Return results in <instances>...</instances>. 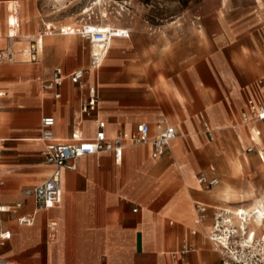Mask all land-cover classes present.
<instances>
[{"label":"crops","instance_id":"1","mask_svg":"<svg viewBox=\"0 0 264 264\" xmlns=\"http://www.w3.org/2000/svg\"><path fill=\"white\" fill-rule=\"evenodd\" d=\"M10 1L0 0V47L11 30L8 20L17 18L19 26L13 61L0 64V202L21 206L1 215L10 238L0 255L10 264H219L206 237L214 210H250L251 200L239 201L254 196L257 173L264 179V120L242 125L241 119L249 100L264 106V0H198L193 14L185 10L160 26L138 18L119 27L128 37H114L100 66L84 77L97 87L96 114L105 122L106 137L141 122L153 135L160 119L178 136L158 158L145 143L126 146L119 160L111 151L77 159L74 170L62 173L60 204L39 210L21 190L52 170L41 155L40 119L53 116L59 140H69L73 131L89 139L97 129L93 119L81 117L83 91L67 77L88 68L94 44L87 40L85 54L80 46L86 39L69 26L73 32L62 37L43 36L38 60L30 61L25 47L17 54L14 44L19 30L26 33L19 19L35 23L36 13L19 0L21 17L18 6L13 17ZM56 66L66 75L58 98L42 89ZM204 124L214 130L212 139ZM201 173L218 183L200 185ZM196 203L206 206L199 223ZM31 213L33 225H17L18 215ZM51 221L57 225L53 239Z\"/></svg>","mask_w":264,"mask_h":264},{"label":"built area","instance_id":"2","mask_svg":"<svg viewBox=\"0 0 264 264\" xmlns=\"http://www.w3.org/2000/svg\"><path fill=\"white\" fill-rule=\"evenodd\" d=\"M15 14L16 11L14 10ZM16 15V14H15ZM19 26L17 18L11 22L8 20V27L15 30ZM56 28L44 26L40 34L50 36ZM59 33L64 32L63 28L58 29ZM82 38L96 44L97 50L90 53L88 68H79L70 72L67 77L70 81L83 91L79 101V112L82 118L93 119L96 125V132L92 138L84 139L77 131L71 133L69 140L57 139L52 131L54 125L53 116H44L40 119L39 140L43 143L41 155L44 162L52 166L48 177L41 183L25 187L21 193L32 198L35 210L51 209L61 202L62 197V173L67 170H74L77 159L111 151L115 160L121 158L123 149L129 145H141L149 143L151 145V157L158 158L164 155L170 147V142L178 135L175 127L169 124L166 119H160L156 132L150 134L148 123H138L129 132L119 131L112 138H107L104 132L105 122L96 114L99 95L95 85L88 84L84 77L89 69H96L100 66L109 46V42L114 37H128L127 29L108 27L104 30L95 29L94 26L82 25L76 31ZM15 35H6L5 47H0V64L6 61H13L12 42ZM31 61H37V43L35 39L31 42ZM66 75L60 66L52 69L50 78L42 82V89L50 92L55 98L60 97L61 87ZM264 81V76H263ZM0 91V98L3 96ZM247 110L242 111V125L253 124L264 120V106L249 100ZM2 103L0 101V109ZM237 125L231 126L235 130ZM204 131L213 138V129L204 124ZM259 134V131H256ZM250 143L255 142L252 133L249 135ZM252 145L247 147V151H252ZM262 158V157H261ZM264 164V159H262ZM197 182L205 187H211L218 183L217 178H208L201 173ZM1 184V180H0ZM21 206L20 202L12 205L0 202V248L10 238V232L2 227L1 215L17 210ZM206 214V206L202 203L195 204L194 222H202ZM17 225L31 226L34 223V213L18 215L15 218ZM50 238H54L57 231L56 222L51 221L47 225ZM206 237L211 242L212 247L220 255L219 264H264V231L259 235L251 227L250 215L241 214L239 210L215 209L211 218V224L206 231ZM0 264H10L8 260L0 255Z\"/></svg>","mask_w":264,"mask_h":264},{"label":"rangeland","instance_id":"3","mask_svg":"<svg viewBox=\"0 0 264 264\" xmlns=\"http://www.w3.org/2000/svg\"><path fill=\"white\" fill-rule=\"evenodd\" d=\"M197 1L198 0H26L28 6L25 9L28 11L33 9L37 18L35 23L34 20L22 22V20H20L22 18L19 19L20 28H24L26 33L19 30V36L14 44L15 51L17 54H21L18 52L19 49L28 45V42H33L38 33L43 32L45 24L56 25V30L52 35H57L59 37L63 35L59 33L58 29L59 27L65 26V24L78 30L82 25L94 26L95 29L104 30L108 27L119 28L132 26L135 22L139 21L138 18H145L146 21L149 22L147 26L154 28L160 26L174 16L182 15L185 10L189 9L190 14H193ZM3 5L6 14L7 4L4 3ZM9 5L10 9L13 11H17L18 6V14L19 17H21L22 7L19 0H11ZM14 16L16 15H13V17ZM25 34H28L29 38L23 40L21 36L24 35L25 37ZM74 36L80 37L77 33ZM112 42L111 40L110 43L112 44ZM81 47L86 54L90 50V43L84 40L80 49ZM261 168L263 173L264 169L262 166ZM253 181L254 182L251 183V189L254 196L252 197L251 194L250 198L241 199L239 201L240 203H243V200H252L254 197L261 198L264 195L263 176L257 173ZM235 205L239 204L237 203ZM225 207H228V205ZM251 224L254 230H259L264 227V220L262 222H251Z\"/></svg>","mask_w":264,"mask_h":264},{"label":"bare ground","instance_id":"4","mask_svg":"<svg viewBox=\"0 0 264 264\" xmlns=\"http://www.w3.org/2000/svg\"><path fill=\"white\" fill-rule=\"evenodd\" d=\"M98 1H100V0H98ZM46 26H48V27H54V28H56V26L55 25H52V24H45ZM18 28V27H17ZM17 28L15 29V30H10L9 31V34H11V35H15V37H16V31H17ZM60 28H63V30H64V32L62 33V34H66V33H68V32H73V30L72 29H70L69 28V26H63V27H59V29ZM106 29V28H105ZM8 35V34H7ZM6 36V35H5ZM43 36L44 35H42V34H40V33H38V35L36 36V38H35V41H36V43H37V47H38V50H39V48L41 47V43H42V47H43V44H44V38H43ZM15 37H14V39H13V42H12V46H13V43H14V41H15ZM43 38V39H42ZM112 40V39H111ZM113 41V40H112ZM5 42V37H3V43ZM111 42V41H110ZM110 42H109V45H110ZM41 47V48H42ZM109 47V46H108ZM93 48L95 49H93V51H96L97 50V46H96V44H94L93 45ZM31 42L29 43V45L27 46V45H25V48H23L22 49V51L24 52V53H27L26 55H28V59L31 61V56H32V54H31ZM12 51H13V49H12ZM40 51V50H39ZM39 51H38V53H39ZM14 57V56H13ZM171 144V143H170ZM240 165L241 164H239V163H237L236 164V170H239L240 169ZM263 203H264V195L261 197V198H254V199H252L251 201H250V204L252 205V208L250 209V210H248L247 208H242V209H239V208H237L236 210H239V213L241 214V216H242V214H249L250 215V222H256V219H257V221H259V222H262L263 220H264V205H263ZM260 219V220H259ZM251 226H252V224H251ZM252 229H253V227H252ZM254 230V229H253Z\"/></svg>","mask_w":264,"mask_h":264}]
</instances>
